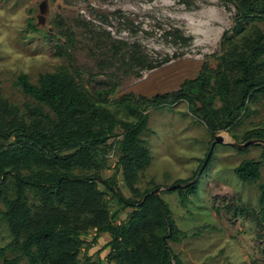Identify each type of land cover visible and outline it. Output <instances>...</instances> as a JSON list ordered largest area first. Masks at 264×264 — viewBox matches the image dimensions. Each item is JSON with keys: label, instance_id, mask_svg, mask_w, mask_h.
Returning a JSON list of instances; mask_svg holds the SVG:
<instances>
[{"label": "trees", "instance_id": "1", "mask_svg": "<svg viewBox=\"0 0 264 264\" xmlns=\"http://www.w3.org/2000/svg\"><path fill=\"white\" fill-rule=\"evenodd\" d=\"M223 1L233 5L235 13L219 52L211 55L216 65L205 61L198 75L176 90L114 98L115 86L90 90L78 74L63 67L40 74L37 83L20 74L15 84L36 101L21 109L0 87L1 214L12 235L0 249L3 264H18L22 257L28 264H79L82 250L103 234L109 237L108 264H184L169 241L181 242L187 234L160 194L138 186L152 162L142 135L149 128L151 109L186 101L214 139L222 131L233 133L264 99V0ZM242 138L264 142V125L246 130ZM111 154L132 198L112 177L101 175L110 168ZM261 165L262 160L244 159L234 172L240 180L256 183ZM175 191L186 205L197 182ZM260 191L264 220V182ZM111 199L117 201L115 210ZM254 212L247 205L239 208L241 215ZM89 231H94L91 241L86 238ZM7 250L14 256L7 257ZM84 264L102 261L86 252Z\"/></svg>", "mask_w": 264, "mask_h": 264}, {"label": "rangeland", "instance_id": "2", "mask_svg": "<svg viewBox=\"0 0 264 264\" xmlns=\"http://www.w3.org/2000/svg\"><path fill=\"white\" fill-rule=\"evenodd\" d=\"M41 1L0 0V87L4 96L21 109L36 101L15 84L17 77L27 74L37 83L40 74L63 67L78 74L90 90L115 86L114 98L129 92L152 97L176 90L185 79L196 77L205 61L216 65L211 55L219 52L221 38L231 27L235 13L234 6L223 0H49L45 25L40 26L37 15ZM117 1L130 2L143 11L119 8L106 12L105 8ZM203 10L209 11L212 26L223 27L219 39L211 45L200 42L202 36L190 34L184 20L185 15ZM252 109L253 113L233 132L237 138L227 131L218 134L226 141L243 143L246 130L264 125V99ZM142 137L152 153V162L138 186L162 187L160 195L187 234L181 242L169 241L183 263L264 264V220L259 214L263 145L237 149L216 144L204 165L214 139L190 112L186 101L151 109L149 128ZM244 159L262 160L258 182H244L235 174L234 168ZM115 161L116 156L111 154L110 168L101 175L112 177L116 187L132 198L121 171L115 172ZM197 175V191L183 205L179 193L168 187L179 179L192 181ZM99 187L104 189L101 183ZM242 205L255 212L241 215ZM110 206L115 210L117 201L111 199ZM3 209L0 201V249L12 240L2 218ZM129 211L121 213L120 220ZM93 236L94 231H89L86 238L91 241ZM108 239L103 234L86 251L83 249L79 264H84L86 252L108 264ZM6 256L14 254L7 250ZM18 264H28V259L22 257Z\"/></svg>", "mask_w": 264, "mask_h": 264}, {"label": "bare ground", "instance_id": "3", "mask_svg": "<svg viewBox=\"0 0 264 264\" xmlns=\"http://www.w3.org/2000/svg\"><path fill=\"white\" fill-rule=\"evenodd\" d=\"M108 3H110V2H108ZM102 5H105V4H101V5L96 4V6H102ZM109 5H110L109 7L107 6L108 9L105 8L106 12H112V11L119 9V8H124L125 10H129L132 12H140V11L142 12L143 11V9L140 8L139 6H134L133 4H130V2H127V1H124V2L117 1L115 3H110ZM208 13H209L208 10H205V11L203 10L197 14H194V15L187 14L184 16V20L188 23V26H189L188 28H189L190 34L195 35V37L202 36V38H203L202 41H200V38L198 40H195V41H200V42H204L207 45H211V44H214L217 42V40L219 39V37L223 31V27L222 26H212L209 22V20H211L212 18H210Z\"/></svg>", "mask_w": 264, "mask_h": 264}, {"label": "water", "instance_id": "4", "mask_svg": "<svg viewBox=\"0 0 264 264\" xmlns=\"http://www.w3.org/2000/svg\"><path fill=\"white\" fill-rule=\"evenodd\" d=\"M48 4H49V0H42L40 2V4H39V14L37 15V18H38L37 24L40 25V26H44L45 25V18H46V15L48 14ZM257 143L264 144L263 141L257 140V139H251V140H248V141L243 142V143H239V142H235V141H226L223 135L217 134L215 136L214 140L211 143L210 150H209L207 158H206V160L204 162V165L207 163L208 159L210 158L211 153H212V151H213V149H214L216 144H229L231 146L236 147L237 149H246L249 145L257 144ZM197 178H198V175H197V177L194 180L189 181L186 184L177 183V184L171 185L168 188L171 189V190H174V189H176L178 187H183V186L188 187L191 184L197 182ZM161 189H162V187H158V188L154 189L151 193L160 194Z\"/></svg>", "mask_w": 264, "mask_h": 264}]
</instances>
